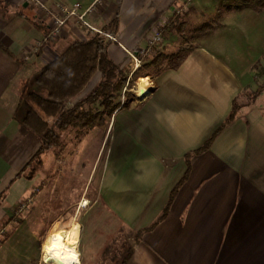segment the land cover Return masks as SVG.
I'll return each instance as SVG.
<instances>
[{
  "label": "crops",
  "instance_id": "0c3cea01",
  "mask_svg": "<svg viewBox=\"0 0 264 264\" xmlns=\"http://www.w3.org/2000/svg\"><path fill=\"white\" fill-rule=\"evenodd\" d=\"M42 1L55 6L92 0ZM190 7L188 0H102L92 21L117 34L119 41L108 45L109 56L130 68L134 84L124 86L119 106L104 124L70 126L51 146L49 154L79 156L78 170L85 177L74 185L57 178L59 169L52 171L54 162H62L57 156L49 176H42L41 167L32 178L17 175L41 146L39 135L23 122L24 98L44 92L37 81L44 65L71 42L92 34L68 23L57 39L43 42L47 27L34 22L38 13L27 0H0V236L9 234L0 249L14 242L16 233L21 249L44 219L69 216L74 205H88L97 175L95 205L85 210L97 227L88 228L77 264H264V105L259 104L240 109L205 151L192 154L188 178L166 217L137 240L138 230L159 217L184 175L187 153L223 124L234 97L248 83L225 53L206 44L183 52L174 65H155L177 39L169 28L172 18ZM160 28L162 45L136 66L129 51L141 53ZM100 78L95 73L83 93ZM141 78L150 87L128 100ZM74 100L68 99L67 107ZM73 188L80 195L72 197Z\"/></svg>",
  "mask_w": 264,
  "mask_h": 264
},
{
  "label": "trees",
  "instance_id": "16d2710c",
  "mask_svg": "<svg viewBox=\"0 0 264 264\" xmlns=\"http://www.w3.org/2000/svg\"><path fill=\"white\" fill-rule=\"evenodd\" d=\"M213 19L216 20V17L214 16ZM33 20L36 24L47 27L38 15ZM211 25L212 23L204 17V12L198 11L194 6L176 14L169 27L170 31L177 35L176 50L168 54L166 59L155 61V65L169 67L177 63L182 58L180 52L183 53L192 48L191 44H186L194 39V35L189 33L193 30L202 32L204 28ZM109 44L110 41L102 35H91L87 39L75 40L54 60L40 69L37 81L43 86L44 92H30L25 96L26 115L23 122L27 128L39 135L41 146L17 175L25 172L28 178H32L43 161V154L48 152L53 144L60 142L62 131L70 126L87 127L93 124H104V117H109L119 106L124 86L131 88L134 81L128 79L130 68L115 63L109 56ZM97 72L101 73L100 81L91 90L83 93L85 86ZM133 75L136 76V72ZM254 80L257 81L258 86L249 95L253 101L264 91V64L257 68ZM245 96L246 92L238 93L233 99L232 109L223 124L199 148L187 153V168L184 175L171 190L169 200L159 217L150 226L138 230L137 240L141 238L144 231L153 228L166 217L180 186L188 178L192 154L205 151L221 128L231 122L240 109L255 105L251 101L242 102L240 99ZM73 97L74 102L67 107L66 101ZM50 117L53 118L52 121L49 120ZM48 228L49 224L45 223L38 232V237L41 238Z\"/></svg>",
  "mask_w": 264,
  "mask_h": 264
},
{
  "label": "rangeland",
  "instance_id": "374dc122",
  "mask_svg": "<svg viewBox=\"0 0 264 264\" xmlns=\"http://www.w3.org/2000/svg\"><path fill=\"white\" fill-rule=\"evenodd\" d=\"M190 5L195 6L198 11L204 12V17L212 25L204 28L202 32H200L201 30L190 32L189 35L193 34L194 39L186 42V44H191L192 47L198 44H206L215 50H221L225 53V57L233 64L234 69L244 77L247 76L248 83L241 91L246 92V96L240 100L242 102L251 101L253 104L264 105V91L254 101L249 97L258 86L257 81L254 80L256 70L260 65L264 64V0H188V6ZM214 16L216 20L213 19ZM175 41L167 44L168 51L176 50L177 45H175ZM161 45L162 43L158 44V46ZM48 152L47 154H43L47 158L46 161L43 159L40 165L41 168H45L42 172L43 177L49 176L50 163H53L57 156L62 159V162L57 166L55 162L53 163V167H55L52 171L57 169L62 171L58 174L57 178L59 180L68 178L74 185L81 183L82 176L85 177V175L81 174L78 170L81 166V160L80 163L78 161L79 156L71 152L68 154L64 152L49 154ZM65 175L68 176L65 177ZM37 180L39 181L40 178ZM96 182L97 175L93 178V182L87 193L90 204L80 205L79 207L78 205H74L72 212L74 214H70L69 216L65 213L59 214L56 218L50 220H43V225L48 223L49 228L41 238L38 237V233L29 235L25 247L19 249L16 247L19 239L16 233L14 242L10 241V243L0 249V264H58L53 259H45L43 242L51 230L66 229L67 227L76 228L79 248L82 254L83 241L87 238L88 228L92 226L97 227L96 221L90 222L88 220L85 211L87 208H91L92 210V205H95L92 199L96 195ZM77 193L74 192L73 188L72 197ZM79 195L75 196L74 199H77L76 197L79 198ZM2 237L0 236V243L7 239L9 234L4 236V239Z\"/></svg>",
  "mask_w": 264,
  "mask_h": 264
},
{
  "label": "built area",
  "instance_id": "2783aa9c",
  "mask_svg": "<svg viewBox=\"0 0 264 264\" xmlns=\"http://www.w3.org/2000/svg\"><path fill=\"white\" fill-rule=\"evenodd\" d=\"M27 1L36 9L37 15L47 24V32L43 36V42L57 39L61 35L64 25L68 23L81 24L88 28L92 35H102L110 42L119 41L117 34L112 29L100 27L92 21V17L100 11L102 0H92L87 3L82 1H74L69 4L58 3L55 6H50L42 0ZM163 40V28H160L151 35L147 48L141 50V53L135 54L129 51V54L135 61V65L137 66L141 63L143 57L148 56L152 49ZM37 49L38 48H36V50ZM24 207L25 203H22L19 209L22 210Z\"/></svg>",
  "mask_w": 264,
  "mask_h": 264
},
{
  "label": "bare ground",
  "instance_id": "6f19581e",
  "mask_svg": "<svg viewBox=\"0 0 264 264\" xmlns=\"http://www.w3.org/2000/svg\"><path fill=\"white\" fill-rule=\"evenodd\" d=\"M149 87V82L141 78L138 89L131 92L127 98L134 100L138 97L136 92L144 93ZM43 253L45 259H53L58 264H77L81 251L76 228L67 227L66 229L51 230L44 239Z\"/></svg>",
  "mask_w": 264,
  "mask_h": 264
}]
</instances>
